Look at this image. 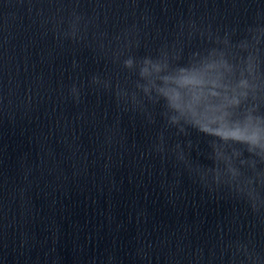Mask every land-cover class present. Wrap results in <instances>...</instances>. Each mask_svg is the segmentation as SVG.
Wrapping results in <instances>:
<instances>
[{"label": "clouds", "instance_id": "1", "mask_svg": "<svg viewBox=\"0 0 264 264\" xmlns=\"http://www.w3.org/2000/svg\"><path fill=\"white\" fill-rule=\"evenodd\" d=\"M252 39L259 43L258 36ZM216 43L223 47L192 53L186 63H180L178 54L166 50H161L155 59L144 57L140 61L137 87L150 102L162 104L167 126L175 129L177 136L190 137L195 132L215 145L233 146L230 155H207L212 165L203 167L191 159V151H199V145L194 146L191 139L183 144L177 142L171 149L177 162L207 180V171L216 173L219 157L229 175L225 184L245 192L249 185L253 190L254 183L264 184V176H247L234 163L238 159L240 165L245 164L246 160L240 159L245 153L264 160V115L259 110L264 87L260 83L258 49L246 40L233 45L227 36L222 41L217 38ZM133 63L131 57L124 60L126 68ZM94 82L99 81L94 78ZM72 91L76 93L75 88ZM210 111L215 112L218 120L205 127L204 118ZM252 166H256L255 161ZM212 182L220 183L217 175Z\"/></svg>", "mask_w": 264, "mask_h": 264}]
</instances>
